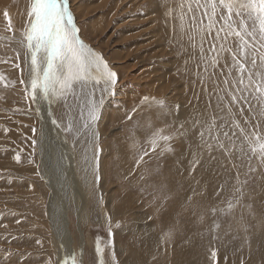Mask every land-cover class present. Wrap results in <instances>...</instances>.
<instances>
[{
  "label": "rangeland",
  "instance_id": "1",
  "mask_svg": "<svg viewBox=\"0 0 264 264\" xmlns=\"http://www.w3.org/2000/svg\"><path fill=\"white\" fill-rule=\"evenodd\" d=\"M204 2L205 0H200V4ZM30 3L31 0H0V264H57V253L52 251L54 247L51 244V231L46 220V216L52 211L51 206L48 210L50 191L45 187V177H41L38 167L39 160L43 161V169L48 174L51 172L48 177L51 180L56 176L55 164L52 165L49 159L42 160L40 156L37 157L40 132L38 119H42V111L36 99H32L29 82L30 59L25 62L26 45L19 42L29 20ZM68 7L74 14V24L80 40L101 55L109 69L117 74V83L112 88L115 95H112L111 87L105 91L103 82L96 85L93 81L87 83L83 89L77 85L64 96L50 97L49 101L50 116L60 125L55 129V136L60 134L66 146L71 149L68 150L74 159V178L81 195L76 202L73 189L64 196V218L72 239V244L68 247L78 250L83 235L89 253L82 258L76 254V261L82 260V264H102L103 248L112 249L114 234H119L120 228L129 225V217L118 215L114 210L118 200L127 197L126 190H131L123 178L124 170L119 159L127 156L131 161L129 169L134 170L137 167L135 161L141 157L144 164L146 163L144 166L139 165L141 168L148 167L145 171L139 170L140 177L150 178V172L156 166V171L153 172L156 182H165L164 185L158 184L156 187V201H152L153 205L147 202V195L134 196L139 198L143 209L146 207L151 210L156 206L158 222L161 220L158 217L169 216L165 210L173 200V194L181 193L179 186L184 179L196 180L189 189L200 194L198 198L203 196V200L199 203L194 200L182 204L180 208L186 212L187 218L182 220L181 213L176 210L179 222L183 221L177 225L186 230L193 226L196 230L207 218L214 219L209 220L211 230L208 231L210 236L207 240L210 245L203 255L208 256V263L201 257V249L206 246L198 248V242L194 241L196 256L193 264H216V254L219 261L231 264L230 258L218 252L214 244L226 240L227 235L231 236L234 246L237 242L241 245L242 250H238V255L244 263L245 257H249L254 249L250 248L254 245L250 237L264 233V211L259 210L264 203L259 202L261 198L258 191L264 186V162L258 158V152L253 154L250 151L240 134V127L241 122L245 125L252 124L254 120L261 125L264 123V97H259L253 91L254 85L249 87L248 71L243 73L244 84L239 83L241 74L233 67L232 61V54L238 53L239 38L233 34L224 43L223 51L220 50V42L212 50L210 45L216 36L215 29H219L223 21L215 25L210 36L206 27L201 32V13L204 9L196 11L195 0H68ZM5 11L10 15L11 31H6ZM219 14L220 10L217 17ZM238 22L239 18H236L233 26L238 28ZM207 23L204 18L203 26ZM226 31L227 28L224 29ZM224 32H221V38ZM202 35L206 37L203 43ZM246 39L251 41L250 37ZM259 51L264 52V48ZM257 62L259 65L258 54ZM16 64L20 66L16 67ZM246 67L252 68L250 57ZM255 71L264 73V67L258 66ZM21 79L26 83L21 84ZM230 93L238 98L234 104ZM37 96H41L38 90ZM92 104L99 106V119L95 121L94 127H85L86 123H91L88 109ZM249 105H252L253 110ZM255 106L258 107L255 109ZM257 108L259 111L253 113ZM133 114L139 115L134 118ZM255 114L259 117H255ZM150 116L153 118H147ZM136 118L140 119V124L136 123ZM199 119L205 120L203 130L202 123L193 122L200 121ZM234 120L239 122L240 127L233 123ZM246 120L248 124L245 123ZM190 121L193 126L189 124ZM69 125L71 131H66ZM248 128L244 127L245 130ZM255 129L264 135V125L260 128L255 126ZM225 132L228 136L224 135ZM94 133L98 135L100 148L95 159ZM164 135L170 136L167 143L159 139ZM238 135L241 138L240 144L237 141ZM48 137L49 135L45 137L42 146L46 147ZM153 139L157 140L154 148ZM33 141L36 143L33 144ZM121 143L123 144L120 148L118 144ZM166 144L169 148L172 147V153L163 150ZM182 148L189 154L185 151L183 153L188 155H183ZM198 155L200 162L195 166L197 168L189 166V161L186 164L182 161ZM17 156L20 158L19 162L16 160ZM204 161L210 166L206 168ZM219 161L232 166L230 169L219 170ZM65 164L67 163L61 164L64 175L67 168L64 167ZM93 169L96 170L99 180H94ZM194 169L201 170L197 172L203 174L207 185L211 183L210 192L218 190V204H212L214 208L211 205L203 207L205 193L197 186V179L192 173ZM137 170L136 168L135 173ZM209 170L213 175L212 179ZM84 171L90 173V178L86 177ZM187 171L189 173L182 176L181 173ZM140 177L132 178L142 184ZM84 178L86 182L89 180V185H84ZM165 189L171 194H166ZM131 203L135 205L136 200L133 199ZM132 204L126 205V208ZM131 208L134 209V206ZM190 217L196 220V224ZM142 222L151 224L149 221ZM167 222L162 226L157 225L156 238L148 235L142 240L143 249H152L153 243L161 241L158 236H162L164 231H167L166 234H175L176 229L163 230ZM125 238L128 236L117 237L115 244H124ZM231 243L225 242L223 246ZM97 246L101 249L99 255ZM58 248L59 244L56 249ZM91 252L94 254L93 258H90ZM213 252L215 256L212 255Z\"/></svg>",
  "mask_w": 264,
  "mask_h": 264
},
{
  "label": "bare ground",
  "instance_id": "2",
  "mask_svg": "<svg viewBox=\"0 0 264 264\" xmlns=\"http://www.w3.org/2000/svg\"><path fill=\"white\" fill-rule=\"evenodd\" d=\"M24 19H25V16L23 17V20ZM16 43H18V42H16ZM24 49H25V47H24ZM111 92H113L112 88H111ZM106 96H108V94H106ZM50 97L44 98L43 96H37V98H36L37 104L40 106L41 111H42L40 113L42 116V119H38L40 132H39V139H38V143H37V157L40 156V158L42 160L49 159V161H51L52 165L55 164V172L54 173L56 174V176L55 177L53 176V178L51 180L48 179V177L50 176L49 174L51 172L48 174L47 170L43 169L44 165L41 163L43 161L40 162V160H39V166L38 167L40 168L39 172H40L41 177L42 178H43V176L45 177L43 179V183H44L45 187L50 191V202L48 199V210H49V206H51L52 211L49 212V216L48 215L46 216V220L49 223V228L51 231V238H52L51 244H53V247H54V249H52V251L54 254H55L54 251H56V253H57L56 263L57 264H59V263L63 264L62 260L64 262L66 260H68L67 264H71V262L75 256L77 257V255H78L80 258H82L84 256H87L89 253H87L86 243H85L83 235H81L82 240L80 242V246H79L78 250L76 248H69L68 247V245L72 244V239H71L70 234H68V231L66 228V219L64 218L65 213H66V209H65L66 200H65L64 196L67 195L66 193H68L69 190L73 189L72 191H73V195L75 196V202H76V200L78 201L81 198V195H80V191L78 190L79 185L77 184V180L74 178L75 171H73V169L75 168V165H74V159H73L72 155H70L69 150H71V149H69V147L66 146V144L64 143L65 140L62 139L60 134H56V136H55V129H57V128L55 125H53V123H52L53 119L50 116V113H51V110H50L51 107L49 105L50 104L49 103ZM256 107H258V106H255V109H256ZM204 109H203V113H204ZM222 109H224V108H222ZM257 109L258 110L253 111V113L258 112L259 108H257ZM251 110H253V109L251 108ZM179 111L182 112V110H179ZM201 111H200V113H201ZM227 112H228V110H227ZM190 113H191V111H190ZM208 113H210V112H208ZM137 115H139V114H136V115L133 114V117L134 116L137 117ZM219 115H222V114H219ZM255 115H257V114H255ZM232 116H234V115H232ZM173 117H175V116H173ZM255 117H259V116L257 115ZM147 118H153V117L150 116ZM203 118H204V116H203ZM204 121L205 120H200V121L194 120L193 122H196V124L202 123V130H203L205 128V127H203ZM140 122H141L140 119L136 118V123L140 124ZM42 123L44 125H42ZM183 123H184V121H183ZM255 123L258 124L259 126H257ZM189 124H191L193 126V123L191 121ZM206 124L209 125L208 123H206ZM241 125H242L241 127H243V128L244 127L248 128L250 125L260 128V127H262V125H264V123H262V125H261V123L259 121L254 120V122H252V124L245 125L241 122ZM192 126H190V128ZM44 127H46L47 129H44ZM187 127H189V126H187ZM206 129H207V127H206ZM253 130H254L253 128L249 127L246 131L249 134H251V132ZM261 131H263V130H261ZM238 133H239V131H238ZM47 135H49V137L47 139L46 147H44V145L42 146V142L44 141V139ZM239 138H240V136L238 135L237 141L240 144L241 138L240 139ZM217 140H218V138H217ZM163 141L165 143H167L165 140H163ZM218 143H220V142H218ZM122 144L123 143L118 144L120 148L122 147ZM190 145H192V144H190ZM66 147H68V148H66ZM152 148H154V147H152ZM171 148H169V146L166 144L164 146L163 150L166 149L168 152L172 153ZM185 148H182V151L180 149L179 150L183 153L186 151V150H184ZM87 149H88V147H87ZM89 149H91V148H89ZM87 153H89V152H87ZM182 153H181V155H182ZM187 153H185V154L188 155L189 153L188 154ZM217 153H219V152H217ZM185 154L183 153V155H185ZM185 158L187 159L186 156H185ZM205 158H207V157H205ZM249 158H250V156H249ZM119 159L121 161V164H122L123 170H124V177L123 178L127 182V186L129 188L131 187L130 188L131 190H130V192L126 190V196L127 197L123 198L122 200H118V203L116 204L114 210L118 215H127L129 217L130 221H129V223H128L129 225L127 227L120 228V230L118 231L119 234H114L115 236H114V240H112L113 241L112 249L110 248L109 249L110 251H109V250H107V249L105 250L103 248V251H104L103 252V258L101 259L102 264H193V261H194L195 256H196V254H194V252L196 250V249H194V246H193L194 241L198 242V245H197L198 248H203L204 246H206L205 248L201 249L202 250L201 257L203 258V260H205L208 263V256H203V255L206 254L205 252L208 250L209 245H210V242L207 239H209V236H210L208 231L211 230V229H209V226L211 223L209 222V220L212 217H209L206 220H204L203 222H201V226H199V227L196 226L197 229H199L198 231H197V229L195 230L193 226H192V229L188 228V230H186L185 228H183V229L179 228L180 226L177 225V223H180V224H181V222L183 223V221H182L183 218H184V220L187 218L186 212L182 211L180 208V206L182 204H184L187 201H194V200H198V203H199V202H202V200H203V196L198 198L200 196V194H197L196 192H191L189 189V187H192L194 185V182H196V180L195 179H186V178L184 179L182 184L179 186L180 187L179 192H181V193H176V195H174L172 193L173 194V200H171L168 203V206L165 210L166 213L169 214V216L167 217V215L166 216L164 215L162 217H158V219H161V220H159L160 222H158V220L156 219V206H155V208H152L151 210L146 209V207L143 209V206L140 203L141 201L139 200V198L134 197L135 194L137 195V197L147 195L148 196V199H147L148 203L152 204V201H156V198H155L156 187H158V184L164 185V183H165L164 181L156 182V179H155L156 175L153 173L156 171V166H155V168H153V170H151L150 178H146V177L142 178V177H140L141 176L140 171L141 170L145 171V168L147 167V166H145L144 168H141L142 166L139 167V165L144 166L146 164V163L144 164L143 159L139 158L137 161H135V165H137L136 168L138 169L137 173H135L136 168L134 170H133V168L129 169V164H131V161H130V159L127 158V156L121 157ZM133 160H135V159H133ZM138 161H141V163H139ZM182 161L185 164L189 161V163H190L189 166H192V168H197L195 166H198V162H200V157L198 155L196 157H191V159H188L186 161L185 160H182ZM63 162L67 163L64 165V167H67L65 175L62 173V170H61V164ZM204 162L207 164V165L203 164L206 168L210 166L206 161H204ZM217 164H218L219 170L220 169H227V168L230 169V167L232 166V164L228 165L222 161H219ZM88 165H89V163H88ZM90 166H92V165H90ZM86 168H84V169H86ZM89 171H90V169H89ZM197 171H198L197 169H194V170H192V173L195 175V177L197 179V186L199 188H202L203 192L205 193L204 197L206 200L205 201L206 205L204 204L203 207L207 208V207H210V205L212 206V204L217 205L218 203H217L216 199L219 197L218 196L219 195L218 190L216 189L214 192L213 191L210 192L211 183L209 182L207 185V183H205L203 174L198 173L201 170H199L198 172ZM188 173H189V171L182 172L181 174H182V176H186ZM85 174H87L86 177L89 176L88 178H90V175H89L90 173L88 174L85 172ZM191 175L192 174H190V177H191ZM134 176H139L140 182H142V184L138 183L137 182L138 180L135 181L132 178ZM209 176L211 179L213 178V175L210 172V170H209ZM129 177H131V178H129ZM55 180H58V182H56ZM215 180H217L216 176H215ZM27 182H28V180H27ZM83 182H84V185H89V180H88V182H86V180L84 178ZM132 188L134 190H132ZM186 188H187V195L184 196ZM258 191H259V197L261 198V200L259 202L264 203V202H262V198L264 197V186H261L258 189ZM166 192H167L166 194L170 193L169 190H166ZM69 193H71V192H69ZM207 194H209L210 196ZM190 195H192V196H190ZM133 199L136 200L135 205H133L131 203ZM129 204H132V205L129 208H126V205H129ZM133 206H134L135 211H139L141 213L137 214L134 211V209L131 208ZM212 207L214 208V206H212ZM176 210L178 211V213H181V219L182 220H180V222H179V219L177 218L178 214H177ZM259 210H260V212L261 211L263 212L264 211V205ZM77 211H78V209H77ZM212 211L214 212V210H212ZM141 216H144V217H141ZM191 217H193V216H191ZM170 219H171V221H169ZM191 219L193 220V218H191ZM191 219H189V220H191ZM212 219H214V218H212ZM142 221H149L151 224L147 225ZM166 221H168V222L165 223V225L163 226V230L173 229L175 231V229H176L175 234H173V233H172L173 235L170 233L166 234L165 232H167V231H164V232L162 231L163 232L162 236L157 235L159 238H161V241L153 243L152 249H143L142 248L143 247L142 240L144 238L148 237V235H149V237L153 236L156 238V227H157V225L162 226V224ZM195 221H194V224H196ZM213 226L214 225H212V227ZM177 227H178V229H177ZM177 230H178V232H177ZM190 230H191V232H189ZM196 231H197L198 235H197V233H195ZM115 232L116 231H114L113 233H115ZM123 236H125V237L128 236V238L124 239V244H122V243L120 245L115 244V242L118 241L117 237L122 238ZM225 237H227L226 240H221V241L216 242L214 244H216L218 252L223 253L224 256L227 255L230 258L231 264H264V244H263L264 233L261 236L254 235L253 237L252 236L250 237V238H252V242L254 244L253 247H250V248H254V249H252V253L249 254V257H247L248 255L245 257L244 263L241 262L242 257L241 256L239 257V255H238V254H240L238 252L242 250L241 245H239V243L237 242L234 246V242H233L231 236L227 235ZM62 240H64V241H62ZM230 241L232 243L229 246H225V245L223 246V244H225V242L228 243ZM58 244H59V248L56 249ZM119 247H121V248H119ZM253 254H254V257H252ZM92 256H94V254L91 252L90 258H93ZM216 257H217V254H216ZM216 257H214L215 258L214 262L215 263L217 262L216 264H220V263L225 264L224 261H219L218 257H217V259H216ZM53 261H54V258H53ZM81 261H79L77 263L82 264Z\"/></svg>",
  "mask_w": 264,
  "mask_h": 264
},
{
  "label": "snow or ice",
  "instance_id": "3",
  "mask_svg": "<svg viewBox=\"0 0 264 264\" xmlns=\"http://www.w3.org/2000/svg\"><path fill=\"white\" fill-rule=\"evenodd\" d=\"M195 2L197 5L196 11L201 8L204 9L201 13V32L206 27L210 36L215 29V25L223 21L220 28L215 29L216 36L210 48L215 50L216 43L220 42V50L223 51V45L230 36L234 34L238 37L239 49L238 53L234 52L232 54V61L233 67L241 74L239 83L240 85L244 84L243 73L248 71L249 87L254 85L253 91L258 93L259 97H264V73L255 71L258 66H264V52L259 51L260 48H264V0H205L203 4H200V0H195ZM218 10H220L219 17H217ZM189 11H192V9L189 8ZM4 17L7 24L6 31H11V21L7 11L4 12ZM28 17L29 20L26 22L22 39L19 42L26 45L25 62L27 63L30 59L29 82L33 93V101L37 98V90L44 98L64 96L69 91L74 90L75 86L79 85L83 89L87 83L93 81L96 85L103 82L105 91L110 87L114 88L117 83V74L109 69L101 55L87 47L80 40L73 15L68 7V0H31ZM193 18L195 20V13H193ZM204 18L208 21L206 26H203ZM236 18H239L238 28L233 26L236 23ZM225 28L228 31L224 32ZM221 32H224L223 38H221ZM246 37H250L251 41ZM205 40L206 37L202 35V43ZM245 49L250 51L246 52ZM201 51L203 53V48ZM249 57L251 69L246 67ZM18 58L19 53H17ZM15 66L19 67L20 65L16 64ZM225 82L227 83V81ZM20 83L25 84L26 82L21 79ZM112 95H115L114 91ZM230 95L232 103H236L237 96L232 93ZM228 107L231 111V105ZM251 107L252 105H249L250 109ZM88 118L91 123H86L85 127H94L95 121L99 119V106L97 104H92L89 107ZM52 123L56 127H60L56 120H53ZM233 123L240 127L238 121L234 120ZM245 123L248 124L249 122L246 120ZM253 129L249 134L243 127H240V134L247 142L250 151L253 154L258 152V158L264 162V135L259 134L254 126ZM66 131H71V125ZM224 135L228 136V133L225 132ZM201 136H203V133H201ZM93 139L96 140L93 156L95 159L100 151L98 135L94 133ZM159 139L167 141L170 136H160ZM35 143L36 141H33V144ZM156 143L157 140L153 139V147ZM145 155H147V152H145ZM19 159V156H17L16 160L18 162ZM92 175L94 180H99L95 169H93ZM17 222L19 223V221ZM109 234L111 235V232ZM96 251L99 255L101 251L99 246H97ZM212 255L215 256V252ZM63 264H67V261ZM72 264H77L75 258Z\"/></svg>",
  "mask_w": 264,
  "mask_h": 264
}]
</instances>
